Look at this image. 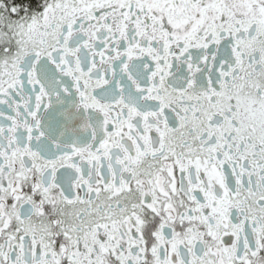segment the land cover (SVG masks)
<instances>
[{
    "label": "flooded vegetation",
    "instance_id": "flooded-vegetation-1",
    "mask_svg": "<svg viewBox=\"0 0 264 264\" xmlns=\"http://www.w3.org/2000/svg\"><path fill=\"white\" fill-rule=\"evenodd\" d=\"M0 264H264V0H0Z\"/></svg>",
    "mask_w": 264,
    "mask_h": 264
}]
</instances>
